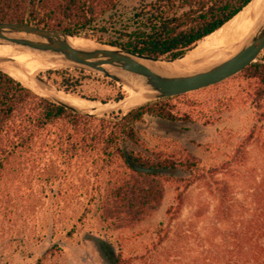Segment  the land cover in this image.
<instances>
[{"label":"rangeland","instance_id":"obj_1","mask_svg":"<svg viewBox=\"0 0 264 264\" xmlns=\"http://www.w3.org/2000/svg\"><path fill=\"white\" fill-rule=\"evenodd\" d=\"M115 2L117 16H99L83 33L116 35L124 25L121 17L125 20L137 0ZM9 58L19 65L40 66L32 56L13 54ZM61 69L79 77L74 71L78 69L72 67L54 70ZM46 71L36 75L57 90ZM78 71L83 72L77 90L80 97L61 91L71 103L100 99L95 102L113 105L118 103L113 101L118 93H124V99L130 97L126 86L98 73ZM16 80L34 94L50 97L33 77ZM248 82L238 76L172 99L173 119L145 116L137 124L140 144L123 143V150L149 160L185 161L191 156L206 171H216L214 179L227 181L235 201L242 199V181L258 177L264 169V133L249 139L255 117L264 106L258 109L254 84ZM146 101L133 108L156 100ZM131 109L77 114L107 119ZM58 132L55 126L42 131L0 171V264H115L118 253L127 264L200 262L201 250L190 233L195 229L202 237L217 205L203 181L188 185V175L179 169L160 176L134 173L117 154L101 169L97 151L66 155ZM179 191L183 196L180 214L155 246L159 238L152 233L165 219V211L176 205ZM197 213L202 215L194 220ZM146 244L152 249L147 253L143 250Z\"/></svg>","mask_w":264,"mask_h":264},{"label":"trees","instance_id":"obj_2","mask_svg":"<svg viewBox=\"0 0 264 264\" xmlns=\"http://www.w3.org/2000/svg\"><path fill=\"white\" fill-rule=\"evenodd\" d=\"M251 1L137 0L136 7L127 13L125 20L121 17L120 22L124 25H121L116 35L109 37H97L83 31L99 16H117L115 0H0V22L27 23L137 54L176 59L213 35ZM74 71L79 77H73L69 70L64 69L48 70L45 76L49 80L54 78L58 91L80 97L77 90L83 72ZM238 76L253 82L258 109L262 108L264 50L258 62L250 64L229 79ZM184 96L159 99L125 114H111L107 119H96L79 115L50 98L34 94L0 70V171L11 156L28 149L42 131L52 126L58 128L59 139L65 143L63 150L66 155L97 151L96 155L102 159L101 169L116 154L129 170L138 174L160 176L179 169L182 174L188 175V185L203 181L208 193L217 200L202 237L194 228L191 230L190 234L195 237L201 250V260L195 264H264V169L258 177H246L242 181L243 197L235 201L230 195L227 181L214 179L216 171H206L191 156L186 157L185 161L149 160L140 154L126 153L122 148L126 142L140 144L137 124L145 116L172 120L170 102ZM124 97V93H118L113 101L120 102ZM97 100L100 99H91ZM101 103L106 102L102 100ZM256 116L249 139L255 134L261 136L264 133V111ZM136 166L149 169L150 172L138 171ZM176 201V205L165 211V219L157 224L152 233L159 238L155 246L167 236L171 222L180 214L183 201L180 191ZM201 215L197 213L194 220ZM143 250L147 253L152 249L146 244ZM127 263L128 260L119 253L116 255L115 264Z\"/></svg>","mask_w":264,"mask_h":264},{"label":"water","instance_id":"obj_3","mask_svg":"<svg viewBox=\"0 0 264 264\" xmlns=\"http://www.w3.org/2000/svg\"><path fill=\"white\" fill-rule=\"evenodd\" d=\"M19 34H23L24 37H18ZM70 37L90 41L96 46H103V48H77L70 44ZM0 41L37 52L61 55L69 63L64 67L98 73L124 86H128L127 78H133L139 81L145 89L152 92L151 98L148 99L150 101L176 97L214 86L237 75L250 64L256 62L264 50V20L245 45L228 59L199 70L175 75L161 74L143 62L173 63L177 59H182L188 52L176 59L157 58L103 45L84 37L19 22H0ZM1 61L8 62L10 60L2 59ZM106 67H110L112 70H108ZM33 80L45 90L53 89L39 75H34ZM53 101L72 112L94 115L79 112L74 107L60 101ZM135 168L138 171L150 172L149 169L139 166Z\"/></svg>","mask_w":264,"mask_h":264},{"label":"bare ground","instance_id":"obj_4","mask_svg":"<svg viewBox=\"0 0 264 264\" xmlns=\"http://www.w3.org/2000/svg\"><path fill=\"white\" fill-rule=\"evenodd\" d=\"M263 20L264 0H253L233 19L211 35L208 41L200 43L196 49L191 52L189 51L182 59H177L173 63H143L157 72L166 75L182 74L184 72H191L216 64L228 59L245 45ZM18 37L24 36L23 34H19ZM69 42L74 47L81 49H90L94 47L103 48V46H96L90 41H85L79 38L70 37ZM4 45L6 46L1 47ZM13 54L18 57L32 56L40 66L35 64L19 65L18 63L11 61L9 58L13 56ZM2 59H9L10 61L4 62L1 61ZM68 64L69 63L66 62L61 55L37 52L20 46L8 45L0 41V69L15 80L20 78H31L37 73L61 68ZM106 68L112 70L110 67ZM126 83L128 85L126 86V90L130 97L113 105L100 104L86 100H76L71 103L63 96L61 91L55 89L48 91L43 89L40 85L39 86L48 96L74 107L79 112L98 114L110 109L131 108L151 98L152 92L145 89L139 81L134 80L133 78H127Z\"/></svg>","mask_w":264,"mask_h":264}]
</instances>
